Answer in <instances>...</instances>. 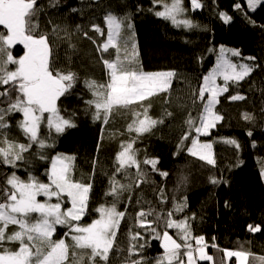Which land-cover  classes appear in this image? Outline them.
<instances>
[{"label": "trees", "instance_id": "trees-1", "mask_svg": "<svg viewBox=\"0 0 264 264\" xmlns=\"http://www.w3.org/2000/svg\"><path fill=\"white\" fill-rule=\"evenodd\" d=\"M170 2L37 0L36 7L40 11L34 18L38 26L36 34L48 33L55 67L77 76L69 93L57 102L61 115L72 118L76 127L65 128L63 133L57 134L49 133L42 124L40 136L51 146L39 149L33 144L23 154L24 159L16 161V168L0 162V187L12 172L25 181L32 175L49 183L47 172L54 158L58 154L73 156V178L92 186L87 214L80 224L99 218L96 208L111 205L113 196L108 192L113 179L127 186L120 193L117 205L119 211L125 212V217L107 264H129L130 260L139 257L147 258L142 264H154L155 258L163 254L161 241L152 239L137 225V213L149 209L154 211L147 219L152 221L161 215L158 230L161 233L167 230L179 242L176 230L164 228L163 216L173 212L172 219L177 221L195 217L189 220L192 235L204 236L207 250L214 257V263L199 264H235L236 258L226 259L223 250L245 251L249 253L247 264H260L257 258L264 257V3L251 11L245 0H199L202 7L193 9L191 0H183L186 12L180 18L190 19L197 25L188 29L176 27L171 21L155 15L156 11L163 10L164 3ZM235 4H241L246 15L235 9ZM108 13L127 18L125 23L130 21L132 24L138 53L132 64L135 70L173 71L176 75L167 93L128 108H117L105 125L102 119L93 120L95 108L86 103L93 96L85 81L105 83L109 78L101 56L112 59L115 50L109 48L108 52H102L97 49V45L106 40L105 16ZM221 13L231 16V22L224 23ZM93 25H98L105 35L95 32ZM0 32L7 34L3 26H0ZM221 46L240 51V57H231L233 62L255 67L243 80L228 82V91L218 97L219 103L215 106L223 119L209 130V135H199L201 142L213 145L215 165H210L188 152L197 133L192 131L187 140L182 138L189 132V113L196 117L201 111V101L193 103V93H198L203 77L215 66ZM10 51L14 58H19L26 50L17 44ZM247 57L255 59L248 60ZM15 67L8 65L9 70ZM217 84L223 86L224 81L217 79ZM233 95L244 99L232 100ZM207 97L206 93L205 99ZM141 105H150L148 115L163 122L157 123L149 132L137 134L130 132L128 125L136 119L134 112H143ZM245 114L251 119H245ZM101 115L103 117V113ZM22 119L18 112L7 116L10 127L4 131L9 140L27 144L28 139L17 123ZM49 135L51 139H48ZM133 140L139 173L135 166L117 172L116 158L122 150L121 145ZM145 159L158 161L155 170L151 164L144 163ZM161 173H167V176ZM212 179L219 183L213 184ZM180 203L186 206L175 212V205ZM249 225L259 226L260 231H249ZM152 226L157 227L156 224ZM10 228L14 230L16 226ZM56 231L54 239L65 238L68 229ZM135 232L143 236L138 243L146 245L139 257L129 255L130 233ZM8 248L15 251L18 245ZM97 261L104 264L98 257ZM84 264H89L87 257Z\"/></svg>", "mask_w": 264, "mask_h": 264}, {"label": "snow or ice", "instance_id": "snow-or-ice-1", "mask_svg": "<svg viewBox=\"0 0 264 264\" xmlns=\"http://www.w3.org/2000/svg\"><path fill=\"white\" fill-rule=\"evenodd\" d=\"M36 2L37 0H0V26H3L7 32V34L0 32V88L3 89L0 91V162L12 168H16V161L24 159L23 154L29 151L33 144L39 149L51 146L40 136L41 124L45 125L49 133L54 130L57 134L63 133L65 128L76 127L72 118L61 115L57 102L69 93L76 83L77 76L74 72L63 73L55 67L48 33L36 34L38 26L34 23V18L40 11L36 7ZM155 2L158 3L159 0ZM245 2L248 10L255 11L264 0H245ZM191 5L193 9L202 7L199 0H191ZM234 8L244 12L241 4H235ZM185 12L183 0H171L170 3H164L163 10L156 11L155 15L171 21L176 27L183 26L188 29L197 27L192 20L180 18ZM244 14L246 15V12ZM220 16L224 23L232 20V17L226 13H221ZM126 19L118 18L111 13L105 16L107 36L105 42L97 45V49L102 52H108L109 48L115 50L112 59L101 56L109 78L105 83H98L95 80L85 81V86L93 96V99L86 101L89 106L95 108L93 120L102 119L105 125L114 108H128L133 104H141L152 96L167 93L176 75L173 71L144 72L132 67L138 53L134 32L131 31L132 24L130 21L125 23ZM92 27L101 36L105 35L98 25ZM55 31L54 28L53 32ZM84 35L87 36V33L85 32ZM17 44L23 45L26 51L19 58H14L10 49ZM240 56L238 49H226L221 46L215 66L203 77L198 93H193V103L196 100L201 101V111L196 117L189 113L187 120L189 132L182 140H187L192 131L197 133L198 135L191 141L188 152L210 165H215L212 145L201 143L199 135H209V130L223 119L215 111V106L219 103L218 97L228 91V82H239L254 70V65L238 64L231 59ZM9 64L16 67L9 70ZM217 79L224 81L223 86L217 84ZM206 93L207 99H205ZM230 99L243 100L244 97L233 95ZM141 106L143 112H134L136 119L128 125V130L137 134L149 132L157 123L163 122L148 115L150 105ZM17 112L23 116V119L17 123L28 139L27 144L9 140L7 132L4 131L10 127L6 117ZM244 118L251 119L247 114ZM48 139H51L50 135ZM134 142L133 140L121 145L122 150L116 158L119 164L117 172L124 170L125 167L135 166L139 173L140 165L133 150ZM74 160L73 156L58 154L47 172L49 183H44L32 175H29L28 180L25 181L15 172L6 177L4 186L0 187V264H69L70 248L72 249L71 264H84L85 256L89 264H98L97 257L99 261L107 264L120 223L125 217V212L119 211L117 205L120 201V193L127 186L113 179L112 187L108 192V195L113 196L111 205H101L96 208L99 218L91 223L80 224L79 222L87 214L92 186L73 178ZM144 163L151 164L155 170L158 161L145 159ZM161 175L167 176V173ZM211 182L219 183L216 179H212ZM41 196L46 198L44 202L38 200ZM53 198L56 202H52ZM65 203H69L70 207L63 208ZM185 206L183 203L177 204L174 211L180 212ZM153 211V209L147 212L139 211L137 225L145 231H150L152 239L161 241L163 254L155 258L154 264H197L198 260L209 262L213 260V257L207 254L208 244L204 236L192 235L189 220L194 219V216L179 221L172 219L173 212L163 216L164 228L177 230L176 235L181 241L177 242L167 230L162 233L157 230L161 223V215H157L152 221L147 219ZM153 224L157 227H153ZM10 225L17 227L9 233L7 230ZM57 225L68 229L64 235L70 236L71 244L66 243L64 238L53 239ZM249 231L258 232L260 228L249 225ZM139 240H143L140 232L130 233V256L139 257L143 252L146 245L138 243ZM12 242L19 244L15 251L5 246ZM212 246L217 247L215 244ZM77 250H81L79 255ZM223 251L226 259L235 257L237 264H247L249 253L240 250ZM146 259L139 257L130 260L129 264H142ZM257 259L260 264H264V257Z\"/></svg>", "mask_w": 264, "mask_h": 264}, {"label": "rangeland", "instance_id": "rangeland-1", "mask_svg": "<svg viewBox=\"0 0 264 264\" xmlns=\"http://www.w3.org/2000/svg\"><path fill=\"white\" fill-rule=\"evenodd\" d=\"M262 4V3H261ZM260 4V5H261ZM259 5V6H260ZM258 6V7H259ZM257 7V8H258ZM256 8V9H257ZM255 9V10H256ZM173 80V79H172ZM117 108H114L113 109V112L116 110ZM43 126H45L44 124H43ZM42 127V124H41V126H40V130L42 129L41 128ZM53 132H55L54 130H52ZM201 142V141H200ZM201 143H203V142H201ZM212 145V144H211ZM211 151H212V155H213V158H214V152H213V145H212V149H211ZM197 157V156H196ZM215 159V158H214ZM38 200H40V201H42V202H44L45 200H46V198L45 197H43V196H41V197H38ZM65 200H67V198L65 197ZM55 201V198H53V201L52 202H54ZM68 207H70V204L69 203H65L64 205H63V208H68ZM35 215V214H34ZM85 217V216H84ZM83 217V218H84ZM80 223V222H79ZM10 226H12V225H10ZM10 226H9V228H8V231H9V233L11 232V231H13V229H11L10 228ZM14 226V225H13ZM17 227V226H16ZM58 228H64V229H67V228H65V227H62V226H59V225H57L56 226V230L58 229ZM158 230V229H157ZM171 230H176V229H171ZM159 231V230H158ZM177 231V230H176ZM56 233H57V231H56ZM55 233V234H56ZM55 234H54V236H55ZM146 234H150L151 236H152V233L150 232V231H146ZM170 235V234H169ZM54 236H53V239H54ZM65 239V241H66V243H69V244H71L72 242H71V239H70V236H68V237H65L64 238ZM177 242H179L178 240H177ZM14 245H18V247H19V244H18V242H12V243H8V244H6L5 246L6 247H12V246H14ZM194 246H195V244H194ZM126 248L125 247H123V250H125ZM80 251L81 250H77V255H79V253H80ZM114 252V248L111 250V252L109 253V257L111 256V253H113ZM181 252H183V249L181 250ZM207 254L208 255H210L209 254V252H208V250H207ZM85 257H87V256H85ZM213 257V256H212ZM229 259V258H228ZM87 260V259H86ZM71 261H72V249L70 248V250H69V264H71ZM199 262H206V261H197V264H199ZM209 262V261H208ZM211 263H214V257H213V260L211 261ZM228 264V263H227ZM235 264H237V262H235Z\"/></svg>", "mask_w": 264, "mask_h": 264}]
</instances>
